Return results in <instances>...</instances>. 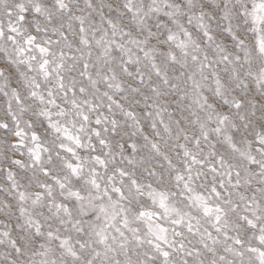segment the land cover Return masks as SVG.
Wrapping results in <instances>:
<instances>
[{"label":"snow or ice","instance_id":"snow-or-ice-1","mask_svg":"<svg viewBox=\"0 0 264 264\" xmlns=\"http://www.w3.org/2000/svg\"><path fill=\"white\" fill-rule=\"evenodd\" d=\"M0 264H264V0H0Z\"/></svg>","mask_w":264,"mask_h":264}]
</instances>
